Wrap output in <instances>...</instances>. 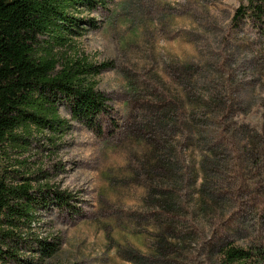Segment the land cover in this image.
<instances>
[{
    "label": "rangeland",
    "instance_id": "374dc122",
    "mask_svg": "<svg viewBox=\"0 0 264 264\" xmlns=\"http://www.w3.org/2000/svg\"><path fill=\"white\" fill-rule=\"evenodd\" d=\"M240 4L70 9L81 34L56 51L111 64L95 76L111 109L101 132L62 109L70 128L60 137L0 146L11 175L72 196L34 208L38 233L61 243L43 260L29 250L34 262L224 264L222 248L264 247V23H234ZM161 157L167 172L150 173L146 161Z\"/></svg>",
    "mask_w": 264,
    "mask_h": 264
},
{
    "label": "trees",
    "instance_id": "16d2710c",
    "mask_svg": "<svg viewBox=\"0 0 264 264\" xmlns=\"http://www.w3.org/2000/svg\"><path fill=\"white\" fill-rule=\"evenodd\" d=\"M96 2L0 0V146L26 141L34 132L47 133L51 140L60 137L70 128L62 109L72 120L101 132V115L111 108L95 76L111 64L56 51L68 45L71 36L81 34L77 28L83 19L70 9ZM247 18L264 23V0H241L233 21L238 24ZM144 165L150 173L167 172L168 167L163 157ZM11 172L0 165V262L37 264L29 250L43 260L52 257L61 243L57 236L38 233L34 208L51 198L63 207L72 196L49 182L33 184L31 177H14ZM159 201L170 207L165 198ZM221 254L224 264H264L260 246H227Z\"/></svg>",
    "mask_w": 264,
    "mask_h": 264
}]
</instances>
